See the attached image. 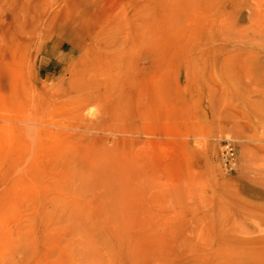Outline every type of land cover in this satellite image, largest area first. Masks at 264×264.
<instances>
[{
  "label": "rangeland",
  "instance_id": "374dc122",
  "mask_svg": "<svg viewBox=\"0 0 264 264\" xmlns=\"http://www.w3.org/2000/svg\"><path fill=\"white\" fill-rule=\"evenodd\" d=\"M90 1L104 98L64 31L0 58V264H264V0Z\"/></svg>",
  "mask_w": 264,
  "mask_h": 264
},
{
  "label": "bare ground",
  "instance_id": "6f19581e",
  "mask_svg": "<svg viewBox=\"0 0 264 264\" xmlns=\"http://www.w3.org/2000/svg\"><path fill=\"white\" fill-rule=\"evenodd\" d=\"M44 5L43 1L25 0L11 14L0 16V58L7 52L15 53L21 47H26L38 34L64 31L73 44V55L76 52L79 55V70L72 74V81L77 84L75 87H83L82 92L86 97L97 100L104 98L113 75L114 57L111 44H108L111 42L105 39L107 31L113 27L111 14L96 10L90 0H60L56 7L48 11ZM6 6L7 3L0 0V11ZM43 52L53 53L49 49ZM257 194L264 196L263 191ZM245 233L251 231L245 230ZM261 238L258 236L257 240Z\"/></svg>",
  "mask_w": 264,
  "mask_h": 264
},
{
  "label": "built area",
  "instance_id": "2783aa9c",
  "mask_svg": "<svg viewBox=\"0 0 264 264\" xmlns=\"http://www.w3.org/2000/svg\"><path fill=\"white\" fill-rule=\"evenodd\" d=\"M225 153L228 155H232L233 154V149L231 147V145L227 142L226 145H225Z\"/></svg>",
  "mask_w": 264,
  "mask_h": 264
}]
</instances>
